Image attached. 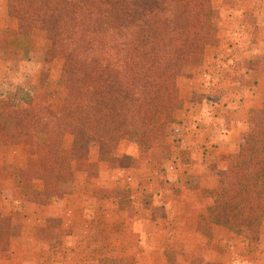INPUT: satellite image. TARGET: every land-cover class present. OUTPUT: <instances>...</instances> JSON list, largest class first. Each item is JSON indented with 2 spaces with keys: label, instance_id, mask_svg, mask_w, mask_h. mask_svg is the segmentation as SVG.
<instances>
[{
  "label": "trees",
  "instance_id": "trees-1",
  "mask_svg": "<svg viewBox=\"0 0 264 264\" xmlns=\"http://www.w3.org/2000/svg\"><path fill=\"white\" fill-rule=\"evenodd\" d=\"M17 1L23 5L18 34L47 33L45 60L62 61L58 85L66 96L53 112L49 93L24 86L0 92V146L56 154L57 185L69 184L58 177L70 175V163L91 146L105 160L120 140L164 137L182 70L201 59L215 34L211 0ZM247 117V138L229 158L208 213L213 224L234 232L253 228L250 216L264 207V192L252 187L264 181V105Z\"/></svg>",
  "mask_w": 264,
  "mask_h": 264
},
{
  "label": "rangeland",
  "instance_id": "rangeland-1",
  "mask_svg": "<svg viewBox=\"0 0 264 264\" xmlns=\"http://www.w3.org/2000/svg\"><path fill=\"white\" fill-rule=\"evenodd\" d=\"M3 1L5 4L0 8V13L12 19V26L2 28L4 31L1 32L3 37L0 50L4 55L0 56H3L7 65L4 67L5 74L0 77L5 79L3 83L5 86L0 92L14 93L18 87L24 86L34 88L37 92L49 93L52 96L51 110L57 112L66 96L65 90L58 85L62 61L56 57L49 61L45 60V54L50 46L46 32L33 29L28 33L18 34L20 31L17 17L22 12L23 5L17 0ZM211 3V26L215 34L207 39L201 59L182 70L177 83L178 107L172 114V122L167 125L164 137L154 136L140 144L120 140L105 160L100 159L99 147L91 146L86 151V156L70 163V175L66 173L58 177L63 183L69 180L70 185L65 186L57 185L53 180V170L56 176V154L52 155L49 151L40 154L37 147L32 145L0 146L11 148L18 159L24 156L26 149L33 150L27 165L16 168L17 185L9 188L8 193L4 194L5 199L14 201L26 196L40 209L52 203L56 205V197L60 200L74 192L89 196L84 206L88 205L93 211L92 217L87 219L93 227L89 236L93 248L87 250V255L91 259L88 264H132L134 250L124 251L115 247L105 251L99 246L101 242L111 244L116 237H121L118 233L120 226L124 221L132 222V213L138 209L137 201L142 199V196L161 192L160 178L165 177L167 170L161 166H167L166 162L173 160L172 151H180L183 142L182 126L187 122V118L208 116L210 113L215 117H219V114L224 116L226 111L224 107L227 104L245 99L252 101L254 96L260 93L264 96V0H211ZM8 38L11 39V44L8 43ZM19 70L22 74L17 77L16 73ZM257 81L263 84V91L257 87ZM244 92H248L247 95ZM263 105L264 101L259 107L246 111L245 133L237 151L227 157L226 168L219 175L216 187L202 189V186H199L200 194L209 199L208 225L201 229L200 235L211 239L226 231L231 236L224 241L225 246L220 250L221 259L218 264H264V207L261 214L253 212L250 216L256 220L253 228H239L237 232L213 224L208 215L213 197L220 191L219 183L227 176L229 158L238 156L240 145L247 138L249 132L247 115L262 109ZM197 123L198 120H191L190 124L194 126ZM65 143L69 145L71 139H66ZM142 156H148L150 162L147 163L149 167L144 168L146 171L139 172L135 163L138 161L140 163ZM47 160L53 164L47 166ZM212 173L216 176L217 172L213 170ZM179 174L178 179L187 180L189 184L192 174L183 170ZM46 175H50L48 182L42 178L48 179ZM142 175L146 177L148 175L150 180H142ZM175 175H171V178ZM252 187L264 192V181H255ZM187 190L190 188L185 189L184 193ZM162 191L165 192L163 189ZM13 198L15 199L12 200ZM148 203L145 208L149 209ZM159 206L160 201L156 202V207L151 208L157 210ZM19 210H23L22 207L14 205L12 211L0 212V253L9 251L10 234L19 241L22 225ZM118 212H123L127 217L123 219ZM155 213L161 216L157 211ZM144 219L147 220V217ZM12 252L18 256L21 254L20 242L12 247ZM54 256L56 257V253ZM198 258L199 255H196V258L190 257L188 263L202 264ZM178 263L177 258L172 256L170 264ZM77 264H83V261Z\"/></svg>",
  "mask_w": 264,
  "mask_h": 264
},
{
  "label": "crops",
  "instance_id": "crops-1",
  "mask_svg": "<svg viewBox=\"0 0 264 264\" xmlns=\"http://www.w3.org/2000/svg\"><path fill=\"white\" fill-rule=\"evenodd\" d=\"M4 4L3 0L0 1V8ZM11 26L12 19L0 13V42L3 37L1 32L4 31L2 28ZM9 42L11 44V39L8 38ZM0 54L4 55L1 50ZM6 65L3 56H0L1 78L5 74ZM16 74L18 77L22 73L19 70ZM1 78L0 90L5 86V79ZM257 85L263 89L261 82L257 81ZM244 93L247 95L248 92ZM263 101L264 96L260 93L255 95L252 101L245 99L227 104L224 107V116L219 114V117H215L210 113L208 116L187 118V122L182 126L183 142L180 151H172L173 160L167 161V166H161L167 168L165 177L160 178L161 192L142 196V199L137 201L138 209L132 213V222L124 221L120 226L118 233L121 237H116L111 244L101 242L99 248L105 251L115 247L124 251L134 250L132 264H170L172 256H175L180 264H190L188 259L196 258V255H199L198 260H201L202 264L220 263V250L225 246L224 241L231 236L226 231L211 239L200 235L201 229L208 225L209 199L200 194L199 186L201 185L202 189L216 187L219 175L226 168L227 157L237 151L245 133L246 111L259 107ZM191 120H198V123L193 126L190 124ZM32 154L33 150L26 149L24 156L18 159L11 148H0V212L12 211L14 205L23 209L19 210L22 223L19 241L10 234L9 251L0 253V264H77L81 260L83 264H88L91 259L87 250L93 248L89 237L93 227L87 219L92 217L93 211L88 205L84 206L89 196L74 192L60 200L56 197V205L52 203L40 209L26 196L22 199L15 197L12 199H15L14 201L4 198L9 188L17 185L16 168L26 166ZM149 162L148 156H142L140 163L138 161L135 165L137 164L139 172L146 171L144 168L149 167ZM181 170L192 174L189 184L187 180L178 179ZM213 170L217 172L216 176L212 175ZM174 174L176 175L171 178ZM143 177L142 180H150L148 175L146 179ZM189 188L190 190L184 193V190ZM138 189L142 190L141 187ZM158 201L160 206L157 210L151 208L156 207ZM147 202L150 203L149 209L145 208ZM155 210L161 216L156 215ZM118 214L123 219L127 217L123 212ZM17 242H20L21 247L19 256L12 252V247Z\"/></svg>",
  "mask_w": 264,
  "mask_h": 264
}]
</instances>
